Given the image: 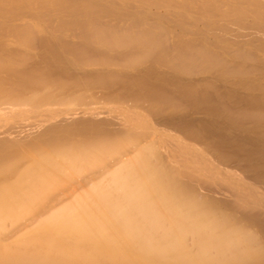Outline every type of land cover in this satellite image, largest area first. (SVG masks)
Masks as SVG:
<instances>
[{
    "label": "bare ground",
    "instance_id": "6f19581e",
    "mask_svg": "<svg viewBox=\"0 0 264 264\" xmlns=\"http://www.w3.org/2000/svg\"><path fill=\"white\" fill-rule=\"evenodd\" d=\"M0 264H264V0H0Z\"/></svg>",
    "mask_w": 264,
    "mask_h": 264
}]
</instances>
